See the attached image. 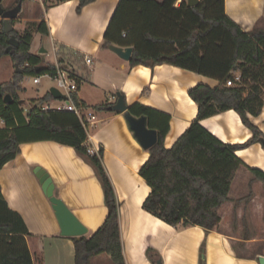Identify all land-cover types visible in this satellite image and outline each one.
<instances>
[{
  "label": "trees",
  "instance_id": "1",
  "mask_svg": "<svg viewBox=\"0 0 264 264\" xmlns=\"http://www.w3.org/2000/svg\"><path fill=\"white\" fill-rule=\"evenodd\" d=\"M93 1L79 0L78 11ZM178 1L120 0L102 46L133 47L131 66L170 64L219 81L215 87L198 83L189 89L198 105L197 117L169 148L165 146L169 114L139 102L128 110L135 117L145 116L148 127L158 135L139 171L150 186L143 208L175 227L199 225L208 232L219 229L221 207L235 200L233 182L245 166L236 151L264 138L250 118L259 115L264 105V25L245 31L227 15L225 0H200L191 7L187 0H180L176 6ZM17 21L11 20L12 30H0V58L11 56L15 69L11 80L0 83V115L5 121L0 126V170L17 157L25 142L53 140L74 147L94 168L108 207L105 221L91 236L70 237L75 243L76 262L91 264L94 257L107 254L112 264H126L120 203L103 164L104 148L94 155L88 151V132L74 112L45 107L55 100L49 91L31 99L27 106L20 97L26 75L55 74L57 67L31 52L35 33L50 34L47 21H29L23 31L14 28ZM58 46L60 63L80 58L74 50ZM7 93L12 96L10 103L4 100ZM74 100L86 106L78 94ZM111 105L103 103L95 108L108 109ZM230 109L252 130V137L244 143H225L201 124L202 119ZM246 168L254 175L253 180L264 185L263 171ZM252 195L245 197L251 199ZM30 235L23 216L9 206L0 185V264H34ZM200 264H206L204 246Z\"/></svg>",
  "mask_w": 264,
  "mask_h": 264
},
{
  "label": "crops",
  "instance_id": "2",
  "mask_svg": "<svg viewBox=\"0 0 264 264\" xmlns=\"http://www.w3.org/2000/svg\"><path fill=\"white\" fill-rule=\"evenodd\" d=\"M42 2L45 7L43 15L32 21H47L50 34L46 38L50 41L51 50L42 44L45 36L35 33L33 40L39 35L40 42L37 49L32 43L31 52L54 64L59 61L58 45L78 53L81 66L67 60L62 64L73 68L97 93L94 96L88 90L83 92L81 83L78 96L86 107L88 101L97 106L105 99L114 104L120 92L129 107L139 102L169 114L170 129L165 137L168 148L197 117L198 105L189 95V89L198 83L212 87L219 85L214 78L175 65L131 66L129 60L103 47L105 32L120 0H95L81 11H78L79 0ZM6 10L9 9L0 13V30L12 26V19L3 17ZM225 11L245 31L264 25V0H225ZM43 47L46 51L40 52ZM49 51L52 59L48 57ZM85 56L92 57L91 66L85 63ZM10 64L14 67L12 58ZM45 107L54 106L48 102ZM96 114L97 122L91 126L93 131L87 130L89 143L104 148L103 164L120 203L126 264H155L158 260L162 264H200L203 246L206 264H261L259 258L264 256V232L262 234L257 224L249 220L248 212L252 209L253 185L262 182L253 180L254 175L246 168L264 172V146L261 142L236 151L245 166L238 170L233 182L232 196L235 200L220 209L219 229L207 232L199 225L175 227L143 208L150 186L139 171L149 152L131 130L126 113L108 108L101 112L96 110ZM250 118L264 133V105L259 115ZM201 124L225 143H244L253 135L234 109L204 118ZM37 166L49 172L55 183V195L88 228L85 236L96 232L108 215L102 183L91 164L74 147L53 140L22 143L17 157L0 170L2 194L10 207L21 213L31 233L28 245L34 264H77L74 240L61 234L52 203L34 172ZM245 180L246 192L239 196L235 186L244 185ZM251 192L252 198H246ZM240 198L242 200L239 201ZM227 205L231 206L229 219L222 214ZM242 207L243 214L239 216L238 211ZM227 219L234 232L225 229ZM105 257V254L98 255L91 264H100L108 259Z\"/></svg>",
  "mask_w": 264,
  "mask_h": 264
},
{
  "label": "rangeland",
  "instance_id": "3",
  "mask_svg": "<svg viewBox=\"0 0 264 264\" xmlns=\"http://www.w3.org/2000/svg\"><path fill=\"white\" fill-rule=\"evenodd\" d=\"M14 7L19 8V16L22 15L21 19H19V16L16 18L18 21L14 24V28H16L19 31H23L24 28L27 26L29 21H32V19L37 18L41 15H43V12L45 10L44 2L42 0H2L0 1V12H2L3 9H12ZM8 30H12V26L8 27ZM33 48L35 47L37 49L38 43L40 42L39 35H36L35 40H33ZM42 44L48 49L51 50L50 41L46 38V36L42 40ZM48 53H45L44 55H47ZM48 57L50 59L53 58L52 53L49 51ZM47 58V57H46ZM80 59H78L77 64L81 66ZM11 62V56H4L0 58V81H6L7 79H10V76H13L14 74V67L13 64L10 67ZM41 84H35L34 83V76L32 75H26L22 82L21 86L22 89L20 90V96L25 101V106H27L31 99L33 98H39L44 96L48 91L50 92V89L56 85L55 80H52L46 76L41 78ZM1 83V82H0ZM88 90L90 93H93L94 96L97 94L95 91L91 89L89 86L88 81H84L82 84V91L85 92ZM92 94V95H93ZM63 99H55L50 101L52 106H57ZM88 110H92L96 114V110L98 112H101V110L95 108L92 102L88 101ZM102 103H108L106 102V99ZM101 103V104H102ZM97 115V114H96ZM100 115V114H99ZM90 127L89 131H93ZM246 185L247 180H245L244 185H236L235 189L237 191V195H242L243 192H246ZM254 196L252 201V209L248 212V215L250 214V219L253 220L258 226L259 231L263 234L264 232V185L262 183H255L254 185ZM244 203H242L243 205ZM222 214L225 217H228V219L231 217V206L227 205L222 209ZM239 216L243 214V207L239 209L238 211ZM226 220L225 223V229L228 231L234 232L229 225V220ZM228 224V225H227ZM105 258L103 261H101L100 264H112V260L108 255L105 254ZM108 260V261H107Z\"/></svg>",
  "mask_w": 264,
  "mask_h": 264
},
{
  "label": "water",
  "instance_id": "4",
  "mask_svg": "<svg viewBox=\"0 0 264 264\" xmlns=\"http://www.w3.org/2000/svg\"><path fill=\"white\" fill-rule=\"evenodd\" d=\"M199 2L200 0H187L188 6L190 7L198 5ZM18 14L19 8L14 7L3 12V17L14 19L17 18ZM108 48L125 60L131 59L134 50L131 46L123 47L116 44H109ZM45 51L46 49L44 47L40 50V52ZM50 93L55 99L65 98V95L55 86L50 89ZM4 100L10 103L12 101L11 94H5ZM109 109L126 113V118L131 130L145 149H149L156 143L158 139L157 130L148 127L147 118L145 116L135 117L128 112L129 105L126 103L125 96L122 93H117V100ZM261 142L264 146V138L261 139ZM34 172L42 185L44 193L52 203V207L61 228V234L78 238L85 236L88 233V228L79 220L67 204L60 197L55 195V183L49 172L40 166H37ZM259 261L261 264H264V256H261ZM155 264H162V262L158 260Z\"/></svg>",
  "mask_w": 264,
  "mask_h": 264
},
{
  "label": "built area",
  "instance_id": "5",
  "mask_svg": "<svg viewBox=\"0 0 264 264\" xmlns=\"http://www.w3.org/2000/svg\"><path fill=\"white\" fill-rule=\"evenodd\" d=\"M85 63L89 66L92 65L93 59L91 56H85ZM57 70L55 74L46 73L34 77L35 84H41V78L46 76L52 80H55L57 87L64 95L65 98L55 107H50L58 110H68L74 112L81 120L83 126L88 130L91 126L97 122V116L92 110H88V107L78 105L74 100V95L78 94L80 85L83 79L79 74L71 67H67L60 63L58 60L55 62ZM0 124H5L4 119L0 115ZM88 151L91 154H98L99 148L90 146Z\"/></svg>",
  "mask_w": 264,
  "mask_h": 264
}]
</instances>
